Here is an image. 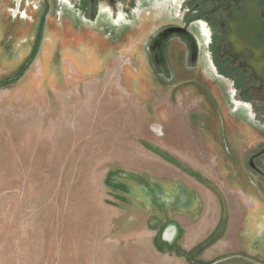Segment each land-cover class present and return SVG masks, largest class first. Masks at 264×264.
<instances>
[{
	"label": "rangeland",
	"instance_id": "1",
	"mask_svg": "<svg viewBox=\"0 0 264 264\" xmlns=\"http://www.w3.org/2000/svg\"><path fill=\"white\" fill-rule=\"evenodd\" d=\"M4 4L0 264H264V191L229 177L191 118L197 90L157 76L147 34ZM234 115L245 150L256 134Z\"/></svg>",
	"mask_w": 264,
	"mask_h": 264
},
{
	"label": "flooded vegetation",
	"instance_id": "2",
	"mask_svg": "<svg viewBox=\"0 0 264 264\" xmlns=\"http://www.w3.org/2000/svg\"><path fill=\"white\" fill-rule=\"evenodd\" d=\"M3 2L16 18L27 16L26 3L41 23L62 17V30L89 24L103 32L111 28L113 38L120 27L124 31L119 37H131L140 27L147 34L145 58L157 76L197 90L198 115L204 119L191 118L208 131L211 147L219 152L216 158L224 162L232 181L245 193L264 191V0ZM158 4L165 5L160 12ZM39 28L40 22L35 33ZM234 114L256 134L245 150L236 148L240 130L227 117Z\"/></svg>",
	"mask_w": 264,
	"mask_h": 264
},
{
	"label": "bare ground",
	"instance_id": "3",
	"mask_svg": "<svg viewBox=\"0 0 264 264\" xmlns=\"http://www.w3.org/2000/svg\"><path fill=\"white\" fill-rule=\"evenodd\" d=\"M93 94V93H92ZM87 97V96H86ZM95 108V107H94ZM67 113V112H66ZM85 117V116H84ZM71 119H72V117H71ZM77 120V119H76ZM78 122V121H77ZM83 124V123H82ZM82 129V128H81ZM91 132V131H90ZM105 132V131H104ZM61 155V154H60Z\"/></svg>",
	"mask_w": 264,
	"mask_h": 264
},
{
	"label": "water",
	"instance_id": "4",
	"mask_svg": "<svg viewBox=\"0 0 264 264\" xmlns=\"http://www.w3.org/2000/svg\"><path fill=\"white\" fill-rule=\"evenodd\" d=\"M221 260H224V259H221Z\"/></svg>",
	"mask_w": 264,
	"mask_h": 264
}]
</instances>
